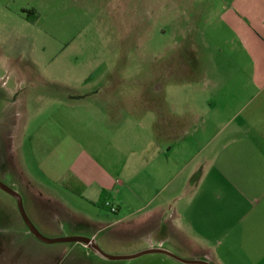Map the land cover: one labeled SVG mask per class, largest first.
<instances>
[{
	"label": "rangeland",
	"instance_id": "obj_1",
	"mask_svg": "<svg viewBox=\"0 0 264 264\" xmlns=\"http://www.w3.org/2000/svg\"><path fill=\"white\" fill-rule=\"evenodd\" d=\"M198 3L210 13L206 0ZM209 3L214 9L215 0ZM184 12V0H0V182L18 192L23 209L37 197L21 194L39 192L50 200L39 199L44 206L80 211L109 256H127L142 239L184 260L264 264L262 165L261 174L252 173L246 159L254 152L231 157L236 149L228 144L264 137L216 132L227 118L214 117L216 103H206L211 87L202 83L199 61L192 71L183 57L189 40L203 46L200 35L213 27L196 20L203 33L187 38L193 22ZM158 102L173 111L172 133L164 122L153 124ZM190 104L216 123L185 131L180 124ZM118 128L126 137L121 155ZM260 144L255 156L264 158ZM82 151L112 166L120 185L114 200H127L119 214L101 209L96 185L83 201L57 183ZM157 153L161 175L153 178ZM167 170L174 177L169 189ZM13 201L0 190L1 216ZM109 264L183 263L147 254Z\"/></svg>",
	"mask_w": 264,
	"mask_h": 264
},
{
	"label": "crops",
	"instance_id": "obj_2",
	"mask_svg": "<svg viewBox=\"0 0 264 264\" xmlns=\"http://www.w3.org/2000/svg\"><path fill=\"white\" fill-rule=\"evenodd\" d=\"M202 1L184 0L186 20L193 22L189 26L190 36L188 35L187 38H195L201 31L199 25L196 26L194 23L196 20L207 21L213 28L206 30L205 33L201 32L202 35L199 34L204 37L201 43L203 46H197L195 39L189 40V47L183 50L184 63L189 70L193 71L196 62L199 61V68L203 71L202 83L211 87V94L206 99V103H216L213 111L214 117L227 118L217 129V133L245 130V132L253 131L264 137V0H215L214 9L210 7L212 6L209 3L210 0H206L204 7L210 10V13L205 16L203 13L205 9L198 11L196 7L198 2L202 4ZM213 42L216 46L207 50L205 46ZM160 109L159 102L151 107L153 124L155 122L156 128H159L160 123L164 122L163 128L167 130V133L174 132L175 122L170 118L173 111L165 112ZM162 114L163 117L167 115L168 120L162 121ZM183 116L184 120L180 125H183L185 131H190L192 128L195 131H199V128L203 131L205 128L207 130V124L211 121L193 107V104L189 105ZM96 117L103 119L100 115ZM214 123L216 120L212 118L211 125ZM115 132H119L115 139V149L121 155L122 148H124L122 140L125 141L126 137L122 135L120 129ZM214 138H217V135ZM262 141L264 140L254 139L240 142V140L231 139L228 144L233 145L232 149H236L231 157H237V153L239 156L243 151L250 154L252 150L254 157L251 160L248 157L249 160L247 158L246 161L252 166V173L261 174L256 166L261 164L262 172H264V158L256 157L255 154L256 150L260 149ZM169 150L170 147L167 148L168 152ZM159 154L157 153L151 162L153 178L161 175L157 164L159 162H156ZM101 159L100 154L97 156L89 151L80 152L62 173L57 183L71 197L81 200L84 199L89 188L96 185L98 201L107 198L117 207V211L113 214H119L122 206L127 204V200L124 198H119L118 202L114 200L113 195L116 197L119 194L117 187L120 185L117 179L115 181L112 179V166L103 164ZM166 168H169L168 164ZM168 173L167 170V179L163 188L169 189L174 177L171 176V178ZM127 186L125 183L124 187ZM27 195L21 194L26 198L37 197L35 201L27 199V207L24 210L42 236L49 239L84 237L92 239L99 247L95 223L84 219L81 215L77 216L80 211L60 202L44 206L40 200L47 203H50V200L45 199V195L39 192ZM88 203L96 206L95 202L88 201ZM149 248L163 247L151 242L145 243L141 239L133 245L131 251L124 255L130 256ZM111 261L114 260L95 254L79 242L49 244L40 242L32 236L22 221L15 200L7 205L6 215H0V264H109Z\"/></svg>",
	"mask_w": 264,
	"mask_h": 264
},
{
	"label": "water",
	"instance_id": "obj_3",
	"mask_svg": "<svg viewBox=\"0 0 264 264\" xmlns=\"http://www.w3.org/2000/svg\"><path fill=\"white\" fill-rule=\"evenodd\" d=\"M0 190L5 192L6 194L11 196L15 200V204H16L18 213H19L22 221L24 222L25 226L27 227L28 231L32 234V236L34 238H36L37 240H39L40 242L48 243V244L49 243H56V242H79V243L86 245L87 248L90 249L91 251H93L95 254L102 256L103 258H106L109 260H130V259L142 256V255L160 254V255H164L168 258H171L172 260H174L176 262L183 263V264H211L205 260H184V259L177 257L176 255H174L170 251L165 250L163 248H149V249L143 250L141 252H138V253L130 255V256H109V255L104 254L99 249V247L96 245V243L92 239H89V238L77 237V236L56 238V239L45 238L44 236H42L39 233V231L35 228V226L31 223V221L27 217V215L23 209V206H22L21 197L18 194V192H16L14 189L6 186L5 184H3L1 182H0Z\"/></svg>",
	"mask_w": 264,
	"mask_h": 264
},
{
	"label": "built area",
	"instance_id": "obj_4",
	"mask_svg": "<svg viewBox=\"0 0 264 264\" xmlns=\"http://www.w3.org/2000/svg\"><path fill=\"white\" fill-rule=\"evenodd\" d=\"M105 207H107L110 213H115L117 211V207L114 204H112L110 200H107L105 202Z\"/></svg>",
	"mask_w": 264,
	"mask_h": 264
},
{
	"label": "trees",
	"instance_id": "obj_5",
	"mask_svg": "<svg viewBox=\"0 0 264 264\" xmlns=\"http://www.w3.org/2000/svg\"><path fill=\"white\" fill-rule=\"evenodd\" d=\"M102 203L100 204L101 209L108 210L107 207H105V202L108 200L107 198L101 199Z\"/></svg>",
	"mask_w": 264,
	"mask_h": 264
}]
</instances>
